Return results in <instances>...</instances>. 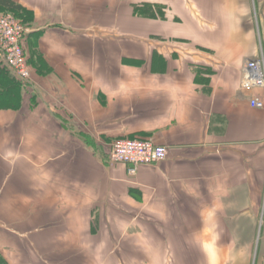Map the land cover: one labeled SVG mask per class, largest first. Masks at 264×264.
<instances>
[{
  "label": "crops",
  "instance_id": "obj_1",
  "mask_svg": "<svg viewBox=\"0 0 264 264\" xmlns=\"http://www.w3.org/2000/svg\"><path fill=\"white\" fill-rule=\"evenodd\" d=\"M14 1L32 12L34 85L0 107V264H249L264 86L242 81L264 62V0H144L165 19H142L143 55L109 44L111 65L82 14L103 0ZM116 139L168 154L131 175L110 160Z\"/></svg>",
  "mask_w": 264,
  "mask_h": 264
},
{
  "label": "rangeland",
  "instance_id": "obj_2",
  "mask_svg": "<svg viewBox=\"0 0 264 264\" xmlns=\"http://www.w3.org/2000/svg\"><path fill=\"white\" fill-rule=\"evenodd\" d=\"M61 1H62L61 4L63 5V2L65 3L66 0H61ZM72 1L73 2H72V5H70V8L77 9V12H78L79 3L92 2L91 0H72ZM144 2L146 1L144 0H103L102 7L101 6L96 7L93 3H91L88 6L86 5V9L82 11V14L86 16V18H88L90 23H98L99 28L103 30L104 38L106 42V47H105L106 65L112 64V59L108 56V54L111 52H107V50H109L108 46L109 44L114 45L117 42V40L119 43H121L122 50L125 54L127 55H135V54L143 55L144 54V49H145L144 40L145 38L148 37V34H149L148 33L149 29L147 28L148 25L146 24L145 20L138 19V17L131 15V12L128 10L131 4H133V6L141 5ZM0 17L12 18L16 23L21 24L25 30H28V28L30 27V24L28 23L30 19H27L28 15L22 14V12L21 14L16 15L8 10L0 9ZM112 40H115V42H111ZM25 54L27 53L25 52ZM26 58H27L26 59L27 64L29 66V72H30L29 80L22 81L18 79L11 70L6 68V70H8L9 72V75H11L12 77H14V79L20 82L22 92L28 91L27 90L28 87H26V85H29V90H30V87L32 88L34 85V82H33L34 79H32V68L30 65L31 63L27 55H26ZM0 66L3 67L4 64L1 62ZM44 68H45V65L42 64V67L40 69L41 70L43 69L42 71L45 73L47 72V69H44ZM1 106L4 107L6 105L0 102V107ZM258 208H259L257 212L258 218L255 223L252 244L249 245V248H250L249 264H259V260L257 259V246H258V241L260 238L261 231L264 232V225H263L264 224L263 223L264 205Z\"/></svg>",
  "mask_w": 264,
  "mask_h": 264
},
{
  "label": "built area",
  "instance_id": "obj_3",
  "mask_svg": "<svg viewBox=\"0 0 264 264\" xmlns=\"http://www.w3.org/2000/svg\"><path fill=\"white\" fill-rule=\"evenodd\" d=\"M27 31L10 17H0V60L14 75L26 81L30 78L29 66L24 51ZM247 75L242 81L244 87L264 86V62L262 59L246 62ZM250 105L263 107L257 99L250 100ZM166 147L151 141L139 139H116L110 147V160L127 166L129 174L134 175L140 165L157 163L167 157Z\"/></svg>",
  "mask_w": 264,
  "mask_h": 264
},
{
  "label": "trees",
  "instance_id": "obj_4",
  "mask_svg": "<svg viewBox=\"0 0 264 264\" xmlns=\"http://www.w3.org/2000/svg\"><path fill=\"white\" fill-rule=\"evenodd\" d=\"M0 9L8 10L16 15L26 14L31 20L32 12L14 0H0ZM132 14L140 19H165L161 5L142 3L132 7ZM28 22V21H27ZM7 67L0 66V102L10 109H16L21 103V84L18 80L9 75ZM2 107V106H1Z\"/></svg>",
  "mask_w": 264,
  "mask_h": 264
}]
</instances>
